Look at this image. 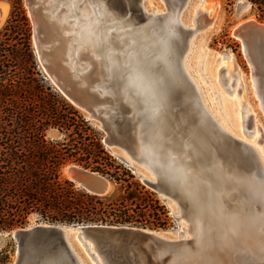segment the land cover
<instances>
[{"label":"water","instance_id":"water-1","mask_svg":"<svg viewBox=\"0 0 264 264\" xmlns=\"http://www.w3.org/2000/svg\"><path fill=\"white\" fill-rule=\"evenodd\" d=\"M170 1L180 9L183 0ZM27 2L33 11L40 4L38 0ZM103 3L111 17L129 22L133 28H146L143 25L147 21L154 27H160L162 19L167 16L166 11L153 14L145 10L142 0H103ZM263 27L247 21L237 28L240 31L249 28L262 35ZM178 32V37H172V44L166 50L175 65L169 62L168 65L158 63L155 66L158 74L162 75L159 95L165 122L161 128L166 144L176 155L180 154L182 141L189 144L191 153L192 148L195 150L196 155H190L188 161L192 173L194 177H206L215 185L218 197L213 189L210 191L213 192L211 197H217L216 210L234 220L236 232L241 233L246 228L264 231L262 161L252 146L219 131L203 110L197 91L181 67L193 28L180 23ZM39 46L41 48L40 38ZM260 54L264 67V51H260ZM171 71L178 75L177 81L171 78ZM104 77L101 75L98 79L103 80ZM117 83L119 86L120 80ZM99 92L97 87L89 90L88 98L103 99L108 105L96 108L94 114L89 112L87 116L105 131L102 137L105 147L144 185L155 190L162 200H165L163 191H169L180 205L182 214L189 219L192 215L191 204L168 181L157 174L154 179H149L135 172L134 163L141 160L139 151L148 137L146 127L138 128L140 114L136 115L135 111L141 108L145 124H153V116L144 107L124 99L119 87L117 92ZM70 97L80 107L87 109L75 97ZM103 111L104 114H101ZM68 171L80 187L95 195L108 194L114 185L110 178L76 163L68 165ZM254 181L261 192L252 187ZM200 182L201 195L205 198L208 185L205 181ZM173 217L178 220L177 216ZM204 217L207 223L211 222L209 213ZM2 233L12 236L16 243V258L12 264H89L87 260L91 262V259L95 261L92 264H99V261L101 264H264V257H253L249 251H241L235 243L224 245L219 237L210 238L201 247L193 236L172 239L162 236L157 230L124 224L49 222L0 232V238ZM228 237L236 240L232 231H228ZM78 247L86 249L87 255L85 252L83 254L87 260L78 253Z\"/></svg>","mask_w":264,"mask_h":264},{"label":"trees","instance_id":"trees-1","mask_svg":"<svg viewBox=\"0 0 264 264\" xmlns=\"http://www.w3.org/2000/svg\"><path fill=\"white\" fill-rule=\"evenodd\" d=\"M250 1L264 13V0ZM12 7L0 30V232L31 214L50 223H142L146 198L157 200L110 154L90 121L33 76L28 20L21 0ZM50 127L63 137H47ZM67 162L110 178L116 191L87 192L61 176ZM8 258L0 248V264Z\"/></svg>","mask_w":264,"mask_h":264},{"label":"bare ground","instance_id":"bare-ground-1","mask_svg":"<svg viewBox=\"0 0 264 264\" xmlns=\"http://www.w3.org/2000/svg\"><path fill=\"white\" fill-rule=\"evenodd\" d=\"M164 1L167 5L168 11H166L167 16L162 19V25L160 27H154L147 21L145 23L146 25H143L146 28H133L131 23H125V21L122 19L111 17L103 5V0H38L42 7L46 5L52 7V11L50 12H54L58 7L62 6V4L68 6L67 8L69 10L61 15V17L65 19H72L73 21L75 20V22H71L68 25H61V23L57 21L56 18V23L49 20L47 21L48 23L46 26L44 24V16L46 14L43 13L42 23L45 28V34H48V36H53L52 39H57L58 41V44L54 49V57L57 56L58 58H62V56H64V58H66V56L68 57L70 55V53L65 54V45H68L70 49L72 47L80 48L77 51L76 56L86 61L85 65H83L81 69L90 74V76L85 79L90 82L92 79H98V77H101L102 75L105 77L100 81H105L104 84H109V86L105 87L103 86L104 84H101L100 82L95 83L94 88L97 87L100 90V94L107 93L109 91L117 92L119 87V91L121 92L124 99L131 100L133 104L144 107V109L153 116V124H145L141 108L136 109L135 111L136 115L140 114L138 128L140 129L141 127H146L148 129V137L143 142L141 150L139 151V157H141V160L134 163L135 172L139 173L142 177H147L149 179H154L156 174L159 175L168 181L172 188L178 190L182 195H184L191 204L192 215H190L189 219L187 218L189 223V227L187 228L181 220V217L184 215L182 214V209L177 200L171 195L169 191L164 190L162 193V196L166 201L167 199H171L173 201L172 203H169V201L167 203L171 214L178 217L177 226L173 229L178 235L177 238H186V233L190 229V232L192 233L191 236L195 238V241L200 244L201 247L202 244H205L204 242L211 240L212 238L219 237L220 241L224 245L235 243L241 251H249L253 257L262 258L264 257V231L261 229L246 228V231H242L241 233L236 232L234 220L225 217L222 213L216 210L218 197L217 194H219V192L215 185H213L211 181H208L206 177V180L202 177H194L188 161L190 160V155H196L195 150L192 148L191 153L188 150L189 144L182 141L180 154L176 155L175 151L166 144V139L163 136L161 128L163 125H165V122L163 120V109L161 108L162 106H160L161 100L159 95V89H162V75L158 74V70H156L155 66L158 63L162 65H168L169 62L173 66L175 65V62L172 60L171 56L168 55L166 50L171 46L172 39L178 37V25L180 23L184 25V23L180 19V10L178 5L172 3L170 0ZM25 4L28 7V13L33 25L32 38L37 59L49 78L55 82L56 80L54 79V74L50 73L51 70L49 69V65H46L41 48L39 46V34L37 31V20L35 18V14L29 7L27 0H25ZM243 5H245V1ZM144 9L147 10L145 7ZM6 10L7 3L4 0H0V22L5 16ZM149 12L153 14H159L163 11L159 12L153 8V10ZM198 13H200V10L198 8H194V14L192 18L195 21V17ZM215 13L213 16H215ZM247 21H251V19L242 21L239 23V25H242ZM254 25L264 26V23H257ZM62 27H73L74 31L71 33V35L62 36L57 32V30ZM48 29L50 31L55 29V32L52 31V33H49ZM194 30L195 28H193V31ZM240 32V30L238 32L234 31V33L237 34L236 36L242 42L243 52L247 55L248 60L254 68V63L252 62L250 56H252V54L257 56L258 54L251 52V46L246 45L245 39L243 37L244 35ZM190 39L188 40V48L190 47ZM83 47L86 48V52H83ZM225 53L226 55L223 56L228 57V59L234 58L232 52L228 51ZM183 60L184 58H182L181 67L191 80L194 89L197 91L203 110L215 122L218 130L229 133L238 138L241 141L240 143L248 144L255 150L257 149L256 152H259L258 155L264 166L263 148H260V146H255V144H251V142H247L246 140L244 141V138H240L239 134L232 132V130L226 127L219 119L215 117L217 119L216 120L213 114L207 110V107H205L203 104L199 90L197 89L198 87H196L194 81L188 75L187 71H185ZM91 61L93 62L92 66L89 65ZM102 67L103 71L101 70ZM254 74L252 72V75L250 76L251 78L249 80L252 81L255 92L257 93L258 90V93L262 94L264 101V86L261 88V90H259ZM170 76L174 80H178V75L175 73V71H171ZM117 80H120L119 86ZM63 81L64 83L67 82V80ZM67 97L73 103L78 105V103L74 101L69 95H67ZM263 101L261 99V101L258 103L261 105ZM244 107L245 108L239 112L242 117V125L246 124L247 114L250 110L249 106L246 105ZM224 117H226L225 114ZM255 128L257 131V126H255ZM252 137H255V135ZM239 148L242 147L239 146ZM240 151L241 153H244L242 150ZM131 162L133 163V161ZM64 170L65 173H67L71 178V175L68 171V166H66ZM214 174H216L215 170ZM200 181H205L208 185V188H205L207 192L205 198H203L201 195L202 183ZM255 182L256 181L251 183L252 187L255 188L257 192H261L260 188ZM211 189H213L215 196H217L216 198L211 197L213 194V192L210 191ZM208 213L211 220L209 223L206 222L204 217V215ZM170 230L172 231V229H169V231ZM228 231H232L234 233L236 238L235 241L230 240L228 237ZM160 234L164 237L172 238L167 236L166 232H160ZM3 236L4 234H1L0 242ZM76 237L77 235L75 238ZM89 246L91 247L90 244ZM84 252L87 255L86 249H84V247H78V253L87 260L86 256L83 254ZM87 261L89 264L95 263L93 259L90 260L91 262H89V260ZM99 264H101V261H99ZM175 264L180 263L175 262Z\"/></svg>","mask_w":264,"mask_h":264},{"label":"rangeland","instance_id":"rangeland-1","mask_svg":"<svg viewBox=\"0 0 264 264\" xmlns=\"http://www.w3.org/2000/svg\"><path fill=\"white\" fill-rule=\"evenodd\" d=\"M4 1L7 3V10L5 16L0 22V30L5 25L13 8L12 5L14 4V0ZM105 1L108 2V0ZM244 1L245 5H243ZM142 3L148 11H152L153 8L159 12L168 11L164 0H142ZM21 5L29 24V41L32 48L35 71L37 72L33 76L38 78L42 84L48 86L49 90L56 93L60 99H63L65 102L72 105V107L82 114L85 119L90 121L103 137L105 131L98 127L92 119L88 118L87 115L89 112L94 114L96 108L108 105L107 101L103 99L90 100L88 98V91L94 89L95 83L100 82L101 84H104L105 81H100L99 79L94 78L92 81L88 82L85 79L88 78L90 74L81 69L86 61L76 56V53L80 48L72 47L70 49L68 45H65V54L70 53V55L68 57L66 56V58H64V56H62V58H58L57 56L54 57V49L56 48L58 41L57 39H52L53 36L50 35V37L48 34H45V28L42 23L43 13L46 14L44 16L45 25L49 20L56 23V18L61 25H68L71 22H75V20L73 21L72 19L61 17V15L69 10L67 8L68 6L62 4V6L58 7L54 12H50L52 11V7L47 5L42 7V5L37 4V7L33 11L37 20V31L41 41L43 58L46 65H49V69L51 70L50 73L54 74V79L56 80L53 82L37 59L33 45V25L28 13L29 10L24 0H21ZM194 8L200 10V13L195 17L196 21L192 18ZM179 10L180 19L184 25H187L189 28H195L190 39V47L183 57V63L185 65V71H187L196 87H198L197 89L199 90L202 101H204V106H206L207 110L219 119L226 127L232 130V132L239 134L240 138H244V141L246 140L247 142H251V144H255V146H260V148L264 149V101L262 94L258 93V90L257 93L255 92L252 81L249 80L253 72V74L255 73L254 77L256 78V84L258 85L259 90L264 86V67L261 64L262 60L260 54V51H264V35L257 34L249 28L240 32L244 35L243 37L246 45L251 46V52L258 54L257 56L255 54L250 56L254 63L253 68L247 55L243 52L241 40L236 36L237 34L234 33V31H239L237 27L242 21L251 19L250 22L253 25L264 23V13H262L257 5L253 4L250 0H183ZM214 13L215 16H213ZM52 31L49 30L48 32L52 33ZM73 31V27H62L57 30L62 36L71 35ZM259 39L262 41L261 44ZM82 50L83 52H86L85 47H83ZM228 51L233 53V59H228V57L223 56L226 55L225 52ZM92 63L93 62L91 61L89 65L92 66ZM63 80H67V82L64 83ZM64 92L69 96L75 97L87 109L73 103ZM261 99L263 103L260 105L258 102L261 101ZM246 105L249 106L250 110L247 114L246 124L242 125V117L239 112L245 108L244 106ZM220 111H222V113L224 112L226 117H224V114H219ZM104 112L105 111L101 114H104ZM255 126L258 128L257 131ZM253 135H255V137H252ZM46 136L59 139L63 137V134L57 131L56 128L50 127L46 130ZM70 164H73V162H67L62 165L60 168L61 176L71 179L77 186H79L76 181L65 173L64 168ZM134 180L143 184L135 174ZM144 186L145 189L151 193V197L157 200L156 203L153 200L146 198L144 202L145 207L140 209L145 212L147 217L146 220L142 223L105 224L138 226L149 230H157L161 233L166 232L167 236L175 239L182 238H177L178 235L175 233V230H173L177 226V221L171 214L167 203L168 201L169 203H172L173 201L171 199H167V201L162 200L155 190L146 185ZM116 187L117 186L114 184L109 193L116 191ZM157 205L162 206V210L164 211L158 209ZM181 220L188 228L189 223L187 217L183 216L181 217ZM38 223L49 222L40 219L36 214H31L22 226H34ZM169 229H172V231H169ZM190 231V229L187 231L186 238L191 236L192 233ZM15 246L16 243L12 236L4 235L2 237L0 248L5 247L9 252V258L6 264H12L16 258Z\"/></svg>","mask_w":264,"mask_h":264},{"label":"flooded vegetation","instance_id":"flooded-vegetation-1","mask_svg":"<svg viewBox=\"0 0 264 264\" xmlns=\"http://www.w3.org/2000/svg\"><path fill=\"white\" fill-rule=\"evenodd\" d=\"M199 94H200V93H199ZM203 102H204V101H203ZM203 104H204V103H203ZM205 107H206V106H205ZM219 114H223V113H222V111H220V113H219ZM213 116H214V115H213ZM221 116H222V115H221ZM214 118H215V116H214ZM215 119H216V118H215ZM216 120H217V119H216Z\"/></svg>","mask_w":264,"mask_h":264}]
</instances>
